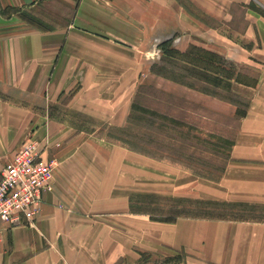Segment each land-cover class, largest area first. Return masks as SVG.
Here are the masks:
<instances>
[{
  "label": "crops",
  "instance_id": "obj_1",
  "mask_svg": "<svg viewBox=\"0 0 264 264\" xmlns=\"http://www.w3.org/2000/svg\"><path fill=\"white\" fill-rule=\"evenodd\" d=\"M157 1L0 0V171L26 142L38 139L46 143L43 136L50 130L54 137L47 142L44 157L59 165L52 189L43 195L35 225L9 228L0 224V264H140L144 263L141 251H149L150 260L155 256H171L178 261L176 264H264V225L230 224L219 217L188 220L177 216L172 225L176 229L167 236L152 241L137 239L129 245L122 240L110 242L112 233L126 238L132 232L130 218L141 220L132 215L140 211L137 206L133 208L132 195L251 205H264V198L211 195L180 186L169 191L158 187L132 190L121 201L107 189L110 179L103 177L92 188L89 173H81L84 169L81 165H94L101 156L106 155L105 159L112 152L124 158L126 154L125 160L141 156L197 173L172 158H160L157 153L144 156L123 149L112 143L119 141L110 132L127 127L141 80L158 58L159 44L170 39L175 43L176 34L189 36V41L203 43L238 62L240 58L223 39L230 35L234 42L246 46L249 53L245 61L259 66L248 67L260 73L259 83L264 82V17L250 6L254 1L264 9V0H230L217 7L189 0L199 14L196 11L193 14L180 1L183 8L178 7L166 20L159 17ZM164 1L175 8L176 0ZM234 3L247 9L243 30L232 24ZM32 9L38 12L37 22L28 17ZM16 10L17 16L5 15ZM20 12L33 23L15 33V22H28ZM189 15L205 24L194 19L190 25ZM206 24L214 33H210ZM3 42L10 49L4 48ZM80 46L87 50L80 51ZM107 48L112 51L108 64L102 63L107 66L98 67L89 59L88 52L99 53L103 49L108 52ZM16 57L22 58L20 63L13 61ZM263 89L261 84L257 90L262 94ZM116 92L118 96L106 102ZM248 99L247 113L240 120L229 156L216 180L223 182L235 166L264 168L262 143L252 135L264 116H260L262 108L255 112L259 102L256 93L252 92ZM205 101L211 104L219 100ZM102 104L107 112L99 109ZM14 117L20 127L9 125ZM86 122L100 123L108 133L98 134L82 124ZM250 132L252 136L244 147L243 135ZM79 174L82 175L75 176ZM212 225L215 228L211 232L206 226ZM91 232L98 233L101 240L96 242L97 247L93 245L101 248L96 257L79 247L89 244Z\"/></svg>",
  "mask_w": 264,
  "mask_h": 264
},
{
  "label": "rangeland",
  "instance_id": "obj_2",
  "mask_svg": "<svg viewBox=\"0 0 264 264\" xmlns=\"http://www.w3.org/2000/svg\"><path fill=\"white\" fill-rule=\"evenodd\" d=\"M180 1H184L183 3H185L186 6L189 7L190 11H192L193 14L195 13L196 9L192 1L176 0L175 8H173L169 5H166L164 0H158L157 9L160 19L166 20L167 16L173 14L175 10L177 11L178 7H182ZM199 1L206 4H211V6L213 7H217L220 5H226L230 0ZM189 2L191 3V7L189 6ZM250 6L257 13L261 14L264 17V9L258 6L256 2L252 1ZM234 7L236 8L234 9L235 16H233L232 24L239 30H243L246 26L245 16L247 9L244 8L240 3H234ZM198 11L199 10H197L196 13L199 14L200 12ZM18 14V10L5 13V15L10 16V18L13 16H17ZM37 14L38 12H35L32 9L31 12L28 13V17L37 22L36 20L39 21L40 19L38 18ZM20 15H23L22 17L28 22L26 23L27 25L23 22L19 24L15 22V33L18 30H24L25 28H27L29 22L33 23L31 20L24 16V13L21 14L20 12ZM189 17L190 25L192 24L191 21H194V19L196 20V22L199 21V23L201 21L200 19L192 15H189ZM43 20L46 21V19L42 18V21ZM201 23L203 22L201 21ZM208 29L209 31H211L210 33H214V30L209 26ZM226 36L228 37H218L223 38L224 42L226 43H223V45L225 44L226 46H228L230 51L234 52V54H236L240 58L238 62H235L234 59L228 58L230 61H232L237 67H248L249 65H252L256 68L259 67L255 64H247L245 60L249 52L242 42H234L230 35L226 34ZM188 39H190L189 36L184 35L183 37L182 34H176V41L175 43L173 41L172 48H167V46L164 44L165 42L160 43L158 46V58L152 64H157L159 67L158 69H162V67H165L169 71H171L169 65H166V63L162 65L160 63L164 53L166 51L170 52L171 50L175 51L177 49H180L181 52H184L191 45H196L201 48L217 52L213 48L205 46L203 43L195 42L193 39L192 41H189ZM3 43L5 45L4 48L10 49V45L8 43ZM96 46L97 45H95L94 47L96 48ZM19 47L20 44L17 46V48ZM80 48V51L87 50V47L80 46ZM223 48L227 50L226 47L223 46ZM25 50L26 47L24 48V52ZM107 51L108 52L103 49L99 53L97 51L95 53L88 52V57L98 67L107 66L105 64H102L104 61L107 63L111 57L112 51L108 48ZM219 54L222 55V53ZM19 57H16V59H13V61L20 63L22 58ZM126 68L127 66H125L121 71H124ZM261 84L263 88L264 82L259 83L258 81L256 84H254V86H247L233 82V88L238 94L246 98H249L252 95V92H255L256 96L259 97V102L255 107V112H259V109L262 108L260 116H264V89L262 94H260V92L257 90ZM140 85L149 86V89H147V91L145 89L143 90L141 98L139 99L141 108L151 106L153 108L164 110L165 106H168V101L175 99L178 103L177 105H173V112L176 115L178 114V117H182L185 114V116L182 117V119L184 120L182 122L184 123L182 124L181 122L180 124H178L180 125L179 127H175L176 125L174 123L173 126L175 128H171L168 126V128H166L162 126V129L169 131L172 136H167L158 131L145 128L138 122L129 123L124 129H111L110 132L112 136L114 138L116 137L117 141H119V143H112H114L115 145H119L121 148H125L126 150H129L135 154L137 153L148 156L144 153H140L137 150L129 148V146H134L141 150L143 148V150H148L151 153H157L156 155L160 158H172V160L174 159L177 162L185 164L186 166H189L193 171L198 172L202 175L189 170L178 169V166L175 165L173 166H175L176 168H173L172 164L171 166H169L163 164L161 161H152L141 156L127 158L125 160V158L127 157L126 154H124V158L122 154H119L118 156L115 152H112L111 156L107 155L105 159L103 158L106 155L101 156L100 154H96V156H101L102 158H100L101 160L98 159V161H96L94 165L86 166L85 164H83L80 166L84 168L81 173H89V181L90 183H93L92 188H96L95 186L97 185V183L102 181V178L104 177L107 180L110 179L107 185V189L112 192L117 198L121 199V201L122 199L124 200V198H126V192L128 193L132 190L158 187L162 190L169 191L180 186L187 187L194 192L202 191L211 195H230L231 197H237L239 195L241 196V194H245L249 197L264 198V168L243 165L235 166L230 172H228L223 182L220 181V179L216 180L215 178H213L220 176L225 161L229 156L231 146L236 138L237 130L241 120V118H239V115L237 114L238 108H235L230 103L222 101L220 99L217 102L209 104L205 101V99H209V97L201 95V93L198 91L175 83L173 80H168L166 78H163L162 76H156L151 72V70L146 75H144ZM171 92L175 93L176 96L175 98L172 97L170 100L169 94ZM115 94L112 97H108L109 99H106V102H108L110 98H112V100L115 99L118 96V92H116ZM173 103L176 102L173 101ZM103 106V104L100 105L99 109L107 112L105 106ZM111 108L112 110L114 109L113 106ZM15 119V117L10 119L9 125L13 126V128L20 127L21 123L16 124ZM142 122L144 123V120H142ZM82 124L86 128H90V130H94V132L97 131L98 134H102L103 136L107 132V130L104 129V127L101 126L100 123L86 122ZM185 125H187L186 127H189L190 129V134H188L187 138H189L190 135V138H192V142L194 144H197V146L188 147L183 144L184 142L188 143L190 141L185 138L187 133ZM257 126L260 127L256 131H254V133L250 132L245 136L243 135L242 142L245 147L244 142L248 141V139L252 135H254V139L262 143V150L264 151V118L257 123ZM156 127L157 126L155 124L153 128L156 129ZM112 136L110 137L113 138ZM53 137V130H50V132L48 131L43 136V139H45V141L49 143V141ZM183 140L184 142H182ZM91 154L92 153H90V155ZM58 168L59 165L55 164V167L52 169L50 175L51 180H49L50 183L48 184L50 189H52L54 174ZM22 172H25V170H22ZM80 175L82 174L75 176ZM203 175H208L209 177H205ZM210 177L212 178L210 179ZM204 181H207V183H204ZM199 185H201V188L199 187ZM165 197L167 196L136 197L132 195L130 201L133 202V208L137 206L136 209L140 210L136 211V213L133 212L132 215L139 216L141 220H138V218L135 220L133 218H130V225L132 226L133 230L131 233L127 234L126 238H119V235L112 233L113 241H106H110L113 244V242L117 243L118 241L122 240L123 243L129 245V243L137 239L152 241L155 239H159L161 236H167L176 229L172 225L177 221V219H171L169 218V216H173V210L178 207H185L184 209L187 210V212L184 211L183 215L180 217L188 220H216L215 217H219L222 218L219 220L228 222L230 224L235 223L246 225H264V205L262 204H222L215 201H201L193 198ZM24 225L34 226L35 221ZM94 225L96 224L94 223ZM87 228H89L90 231L92 230L90 227ZM206 228L211 229L212 232L215 227L212 225V227L206 226ZM196 230H198V224H196ZM90 237L91 239L89 244L84 243L79 247L82 248V252H90L91 255L96 257L101 251V248L96 249L95 247H93V245L96 246V242L100 240V238L98 237V233L96 232H91ZM143 252L147 253L150 257L151 254L148 253L149 251H141V257ZM170 257L171 256H155L152 260H150L149 258H146L144 260L143 256L141 259L144 260V263L140 264L178 263V261H174L173 259L168 261L167 259Z\"/></svg>",
  "mask_w": 264,
  "mask_h": 264
},
{
  "label": "trees",
  "instance_id": "obj_3",
  "mask_svg": "<svg viewBox=\"0 0 264 264\" xmlns=\"http://www.w3.org/2000/svg\"><path fill=\"white\" fill-rule=\"evenodd\" d=\"M172 43L173 39H170L165 41L164 44L167 46V48H172ZM177 50H171L170 52L166 51L160 61L162 65L164 63L169 65L171 71L165 67L158 69L159 67L157 64H152L150 67L151 72L156 76H162L163 78L173 80L175 83H178L182 86L198 91L201 93V95L209 97L211 100L220 99L230 103L235 108H238L237 114L239 115V118H242L246 115L249 107V99L242 97L234 90L233 82L247 86H254V84H256L260 78V73L258 71H253L249 67H237L232 61L228 59V57L221 55L218 52L207 50L196 45H191L184 52H181L180 49ZM144 89L147 91L149 86H139V93L137 92V95L132 103L131 111L128 116V122H138L145 128L158 131L167 136H172L169 131L162 129V126L166 128L179 127L180 125L178 124L184 121L182 117L185 116L184 114L182 117H178V114L176 115L173 112V105H177L178 103L175 99L171 100L172 97L175 98V93L171 92L169 94V99L171 101H168V106H165L164 110L153 108L151 106L141 108L139 99L141 98V94L143 93ZM173 101L176 103H173ZM142 120H144V123ZM174 123L176 125L175 127L173 126ZM183 123L184 122H182V124ZM155 124L157 126L156 129L153 128ZM187 125H185V127ZM186 132L185 138L190 141L185 143L183 140V144L186 146H197V144L192 142L190 135L189 138H187L188 134H190L189 127H186ZM129 148L147 153L149 155L156 154H153V152L151 153L148 150H143V148L142 150L134 146H129ZM203 176L209 177L208 175ZM184 208L185 207H178L174 209V215L169 216V218L176 219V217L181 216L184 211L187 212V210ZM143 256L144 260L149 258V255L144 252L142 253V257ZM172 259L174 258L170 257L167 260L169 261Z\"/></svg>",
  "mask_w": 264,
  "mask_h": 264
},
{
  "label": "built area",
  "instance_id": "obj_4",
  "mask_svg": "<svg viewBox=\"0 0 264 264\" xmlns=\"http://www.w3.org/2000/svg\"><path fill=\"white\" fill-rule=\"evenodd\" d=\"M48 147L32 139L5 162L0 171V224L12 228L35 221L56 164L44 157Z\"/></svg>",
  "mask_w": 264,
  "mask_h": 264
}]
</instances>
